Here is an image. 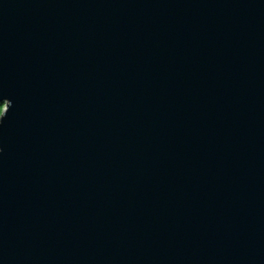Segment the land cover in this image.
<instances>
[{
	"label": "water",
	"instance_id": "1",
	"mask_svg": "<svg viewBox=\"0 0 264 264\" xmlns=\"http://www.w3.org/2000/svg\"><path fill=\"white\" fill-rule=\"evenodd\" d=\"M0 264H264V0H0Z\"/></svg>",
	"mask_w": 264,
	"mask_h": 264
},
{
	"label": "rangeland",
	"instance_id": "2",
	"mask_svg": "<svg viewBox=\"0 0 264 264\" xmlns=\"http://www.w3.org/2000/svg\"><path fill=\"white\" fill-rule=\"evenodd\" d=\"M4 110H5V106L4 105H0V117L3 114Z\"/></svg>",
	"mask_w": 264,
	"mask_h": 264
}]
</instances>
